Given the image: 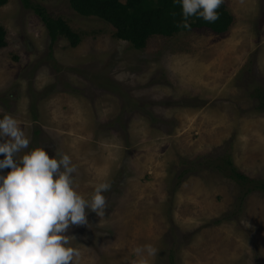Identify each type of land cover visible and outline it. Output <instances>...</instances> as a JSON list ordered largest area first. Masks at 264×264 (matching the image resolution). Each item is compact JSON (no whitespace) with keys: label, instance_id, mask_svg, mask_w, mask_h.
I'll list each match as a JSON object with an SVG mask.
<instances>
[{"label":"rangeland","instance_id":"1","mask_svg":"<svg viewBox=\"0 0 264 264\" xmlns=\"http://www.w3.org/2000/svg\"><path fill=\"white\" fill-rule=\"evenodd\" d=\"M32 1L82 42L51 45L20 0L0 7V116H15L29 149L68 153L85 198L110 182L103 215L86 209L66 233L81 264H128L144 243L157 249L150 264H264V192L242 200L210 168L182 175L184 162L231 155L264 181V0H224L234 18L224 34L154 36L143 50L68 0Z\"/></svg>","mask_w":264,"mask_h":264},{"label":"clouds","instance_id":"2","mask_svg":"<svg viewBox=\"0 0 264 264\" xmlns=\"http://www.w3.org/2000/svg\"><path fill=\"white\" fill-rule=\"evenodd\" d=\"M181 5L182 21L189 29L190 16L218 19L223 0H174ZM30 138L14 115L0 116V264H81L82 250L66 234L70 226L87 222L88 211L102 216L103 194L111 184L93 185L88 198L75 190L77 168L66 152L50 157L39 146L29 149ZM27 149V151H24ZM9 168L7 173L3 169ZM128 264H150L157 254L151 243L131 249ZM93 264V258H89Z\"/></svg>","mask_w":264,"mask_h":264},{"label":"trees","instance_id":"3","mask_svg":"<svg viewBox=\"0 0 264 264\" xmlns=\"http://www.w3.org/2000/svg\"><path fill=\"white\" fill-rule=\"evenodd\" d=\"M70 6L82 16H95L112 24L116 29L119 39L128 41L137 50L146 48L150 38L154 36L172 37L179 33L192 30L209 29L217 34H224L230 30L234 18L227 10L225 1L216 9L218 19L209 22L202 17L193 15L188 18L191 25L184 29L178 25L182 21L181 5L174 0H68ZM9 0H0V7L6 5ZM26 9H32L43 22L51 45L59 38H66L70 46L77 47L82 42L81 35L74 31L68 23L60 18L52 16L45 7L34 3L32 0H20ZM8 45L7 30L0 24V50ZM262 97V95H261ZM260 98V97H259ZM2 158V154H0ZM186 168L182 175L192 174L208 168L218 171L223 176L233 180L243 189L244 200L254 191L264 192V181L249 178L234 164L231 155L221 158L204 156L190 162H184ZM10 169H3L7 173ZM170 263L174 264L171 256Z\"/></svg>","mask_w":264,"mask_h":264}]
</instances>
